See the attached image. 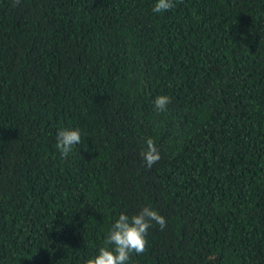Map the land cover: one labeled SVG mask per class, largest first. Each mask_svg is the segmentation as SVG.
<instances>
[{
  "label": "trees",
  "instance_id": "1",
  "mask_svg": "<svg viewBox=\"0 0 264 264\" xmlns=\"http://www.w3.org/2000/svg\"><path fill=\"white\" fill-rule=\"evenodd\" d=\"M155 2L0 0V264H85L146 205L127 264H264V0Z\"/></svg>",
  "mask_w": 264,
  "mask_h": 264
},
{
  "label": "clouds",
  "instance_id": "2",
  "mask_svg": "<svg viewBox=\"0 0 264 264\" xmlns=\"http://www.w3.org/2000/svg\"><path fill=\"white\" fill-rule=\"evenodd\" d=\"M19 3V0H14ZM174 7V0H156L153 13L167 12ZM170 103L167 95H158L154 99V107L157 112L166 110ZM81 131L79 128H60L56 134V147L62 157L67 158L75 145L81 143ZM146 146L140 153L147 167L159 161L160 153L153 138L149 137ZM153 223L158 224L160 229L166 227V218L152 206L146 205L131 216L120 213L114 223L111 224L103 245L98 253L89 257L85 264H127L133 253L143 254L147 248V233Z\"/></svg>",
  "mask_w": 264,
  "mask_h": 264
}]
</instances>
